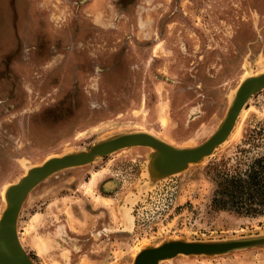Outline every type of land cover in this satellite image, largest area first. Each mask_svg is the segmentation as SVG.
<instances>
[{"label":"rangeland","instance_id":"obj_1","mask_svg":"<svg viewBox=\"0 0 264 264\" xmlns=\"http://www.w3.org/2000/svg\"><path fill=\"white\" fill-rule=\"evenodd\" d=\"M263 72L264 0H0V215L5 186L51 156L132 132L201 145ZM153 152L126 148L31 190L17 234L32 262L132 264L169 241L264 237V214L213 205L221 179L264 157V90L202 161L156 179ZM160 264H264V244Z\"/></svg>","mask_w":264,"mask_h":264},{"label":"water","instance_id":"obj_2","mask_svg":"<svg viewBox=\"0 0 264 264\" xmlns=\"http://www.w3.org/2000/svg\"><path fill=\"white\" fill-rule=\"evenodd\" d=\"M261 90H264V72L243 79L231 97L218 129L197 147L178 148L151 134L132 132L99 142L86 151L51 156L29 168L3 191L5 206L0 215V264H34L19 242L17 220L22 204L39 183L60 171L88 165L98 158L130 147H150L154 150L149 172L156 179L178 174L188 165L212 155L225 142L248 100ZM263 244L264 237L209 242L175 240L140 251L132 264H160L179 255H219Z\"/></svg>","mask_w":264,"mask_h":264},{"label":"trees","instance_id":"obj_3","mask_svg":"<svg viewBox=\"0 0 264 264\" xmlns=\"http://www.w3.org/2000/svg\"><path fill=\"white\" fill-rule=\"evenodd\" d=\"M223 203L228 205L220 206ZM213 205L238 214H264V157L245 171L221 179Z\"/></svg>","mask_w":264,"mask_h":264},{"label":"bare ground","instance_id":"obj_4","mask_svg":"<svg viewBox=\"0 0 264 264\" xmlns=\"http://www.w3.org/2000/svg\"><path fill=\"white\" fill-rule=\"evenodd\" d=\"M241 112H242V111H241ZM5 188H6V186H5ZM5 188H4V189H5ZM4 189H3V191H4ZM127 221H129V223L131 222L130 219H127Z\"/></svg>","mask_w":264,"mask_h":264},{"label":"flooded vegetation","instance_id":"obj_5","mask_svg":"<svg viewBox=\"0 0 264 264\" xmlns=\"http://www.w3.org/2000/svg\"><path fill=\"white\" fill-rule=\"evenodd\" d=\"M108 186H109V184H107V187H108ZM130 221H131V220H130ZM31 236H34V235L31 234Z\"/></svg>","mask_w":264,"mask_h":264}]
</instances>
